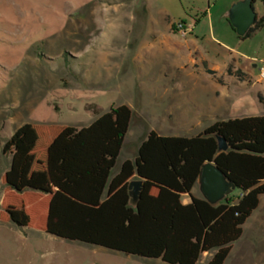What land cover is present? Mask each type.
<instances>
[{
	"label": "rangeland",
	"instance_id": "obj_1",
	"mask_svg": "<svg viewBox=\"0 0 264 264\" xmlns=\"http://www.w3.org/2000/svg\"><path fill=\"white\" fill-rule=\"evenodd\" d=\"M231 1L0 0V177L10 165V156L3 147L25 124L80 129L97 118L95 113L127 107L131 119L110 180L123 160L135 158L149 132L191 138L216 121L242 115V111H261L254 93L234 114L228 105L216 106L207 90L192 88L181 72L156 65L165 54L147 48L154 44L150 32L161 41L165 39L166 16L170 24L182 23L189 28L188 42L204 50L209 60H222L224 52L212 41L228 47L237 42L224 18ZM141 5L149 11L147 23L133 13ZM253 11L258 19L264 7L256 2ZM170 39L182 58L192 51L179 35ZM136 43L146 45L142 62L134 51ZM238 51L263 67L264 27L244 41ZM162 86H169L168 91L171 88L167 97L150 93ZM188 119L194 123L180 125L179 120ZM2 190L0 185V198ZM194 194L198 197L196 191ZM237 195V191L232 193ZM187 201L184 197L181 203ZM212 253L203 254L197 264H206ZM260 254V244L254 249L246 241H238L224 264H264V258H252ZM0 264L163 263L0 223Z\"/></svg>",
	"mask_w": 264,
	"mask_h": 264
},
{
	"label": "trees",
	"instance_id": "obj_2",
	"mask_svg": "<svg viewBox=\"0 0 264 264\" xmlns=\"http://www.w3.org/2000/svg\"><path fill=\"white\" fill-rule=\"evenodd\" d=\"M262 26L264 13L236 38L244 41ZM95 115L80 129L25 124L11 135L3 147L10 165L0 177V223L163 264H197L210 252L206 264H224L264 195V116L219 121L192 138L149 132L134 160L109 180L131 111L118 106ZM216 136L227 152L217 151ZM206 163L237 196L215 207L191 196ZM136 180L143 186L133 203L128 185Z\"/></svg>",
	"mask_w": 264,
	"mask_h": 264
},
{
	"label": "crops",
	"instance_id": "obj_3",
	"mask_svg": "<svg viewBox=\"0 0 264 264\" xmlns=\"http://www.w3.org/2000/svg\"><path fill=\"white\" fill-rule=\"evenodd\" d=\"M237 1L238 0L231 1L224 15L225 19H227V12L230 6ZM137 7L133 9V13L138 14V18H140L141 21H144L146 23L149 22L150 18L148 9L144 5H141L138 8ZM162 18L163 17L159 18V20H162ZM164 18L166 23V26L164 28L165 39L161 41L157 38V34L150 32L151 39L153 41L151 44H154L147 47L158 52L159 54H165V57L163 59L156 61V65L158 64L163 67H172L175 72H181L183 75L182 79H184L186 83H190L192 85V88L207 90L213 100V103L216 106L221 107V105H228L232 109V114L239 112L243 108V106H245L246 98L250 93L255 94V103L261 108V111L257 109H254V111L247 113H244L242 111L240 112V114L242 115H234V117L226 120L264 116V79L259 78L258 69L260 67L256 65L258 63H256L254 60L245 59V57L241 55L242 53L238 51L240 45L247 39L244 41H239L236 38L237 42L236 44H234V47H228L224 43H220V45H218L215 39H213V41L211 39L212 43L217 45V47L221 49L222 52H224L223 59L220 61H215L214 58L209 60L208 57L205 56V51H200V48L194 45L193 42H190V40L188 42L187 37L188 35H191L190 33L185 38H183V41L188 49H192V53L188 51L184 59L181 57V53L177 50V45H174L172 43V40L170 39L172 35L178 36V34L172 31L173 25L169 23L168 18H166V16H164ZM263 27L264 26H262L259 30H261ZM136 44L137 45L134 47V51L136 50V52L139 53L138 60L142 62L141 60L144 56L142 52L145 51L146 45L144 44L141 46V43ZM228 70L230 72L229 74ZM209 73H212L213 75H210ZM170 82H172V80ZM168 87L169 86L157 87L152 89V92L150 91V93L154 94V96H158L159 94L167 97V94L171 92V88L169 91L167 90ZM216 122H214L213 124H215ZM179 123L180 125L186 127L187 125H191V123L194 122L188 119L186 121L179 120ZM133 160L134 159L123 160L122 163L125 161ZM195 191L197 192L198 197L194 194ZM191 196L196 199H202L196 184L191 191ZM188 203L189 199L187 203L182 204L186 205ZM242 240L246 241L254 249L256 247V244H260L262 254H260L259 256L254 255L252 256V258H264V195L259 198L257 208L252 212V214L243 225L242 235L238 241ZM253 245H255V247H253ZM252 253L255 254V252ZM255 263H257V260H255Z\"/></svg>",
	"mask_w": 264,
	"mask_h": 264
},
{
	"label": "water",
	"instance_id": "obj_4",
	"mask_svg": "<svg viewBox=\"0 0 264 264\" xmlns=\"http://www.w3.org/2000/svg\"><path fill=\"white\" fill-rule=\"evenodd\" d=\"M255 20L253 0H238L230 6L227 12V22L238 38L245 36L254 25ZM215 139L217 151L219 153L227 152L229 148L225 140L220 136H216ZM196 185L202 200L212 207L219 205L226 197L236 191L235 186L213 163H206L201 167ZM142 186L141 180L129 183L128 191L133 203L137 202Z\"/></svg>",
	"mask_w": 264,
	"mask_h": 264
},
{
	"label": "built area",
	"instance_id": "obj_5",
	"mask_svg": "<svg viewBox=\"0 0 264 264\" xmlns=\"http://www.w3.org/2000/svg\"><path fill=\"white\" fill-rule=\"evenodd\" d=\"M174 28H175V33L178 34L181 38H185L190 33L189 28L185 27L184 24L182 23H178L174 25ZM258 71H259V78L264 79V66L260 67Z\"/></svg>",
	"mask_w": 264,
	"mask_h": 264
}]
</instances>
